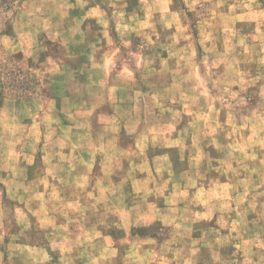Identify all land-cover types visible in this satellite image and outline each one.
<instances>
[{"label": "clouds", "instance_id": "9594fccd", "mask_svg": "<svg viewBox=\"0 0 264 264\" xmlns=\"http://www.w3.org/2000/svg\"><path fill=\"white\" fill-rule=\"evenodd\" d=\"M0 264H264V0H0Z\"/></svg>", "mask_w": 264, "mask_h": 264}]
</instances>
